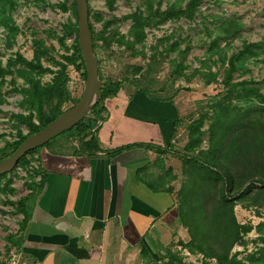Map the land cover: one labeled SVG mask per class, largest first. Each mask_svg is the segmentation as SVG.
I'll return each mask as SVG.
<instances>
[{
    "label": "trees",
    "instance_id": "trees-1",
    "mask_svg": "<svg viewBox=\"0 0 264 264\" xmlns=\"http://www.w3.org/2000/svg\"><path fill=\"white\" fill-rule=\"evenodd\" d=\"M15 1L0 0V26L4 29L7 45L14 40L17 30L11 25L10 11L7 13L5 8L7 5L12 6ZM65 1H70L69 9L73 21L67 19L60 29L61 37L58 38V43L64 51L61 55L63 61H56L40 40H34L30 60L15 53L13 58H8L5 66L0 62V90L5 84V78L11 77L12 92L21 95L19 107L24 112V114L14 115L17 123L14 126L15 135L0 148V161L10 156L28 136L38 132L50 121L71 108L79 98L73 97L68 89V69L72 68L84 81L85 68L76 39L75 3L74 0H64L63 3L58 4L63 11L67 10ZM144 1L133 12L122 17V21L130 22L125 35H120L116 28L108 30L109 23L103 25L100 31L95 32L89 22L95 57L99 50H108L114 41L119 47L123 46L124 51H128L130 57L145 58L142 47L146 38V28L157 27L164 22L179 19L192 20L204 2V0H187L182 4L181 0H177L167 5L164 10H160V2L153 5L149 0ZM113 2L114 0H107L109 6ZM99 19L101 18L98 17L96 21ZM235 25L236 27L231 29ZM237 26V23L229 21L219 26V31L223 32L225 37H229L237 32ZM217 38L211 41L209 51L215 46ZM65 39L70 40L69 45L66 44ZM177 46V43H173L158 55L153 50L147 58V68L142 73L137 71L140 76L133 78V81L132 79L127 81L125 77L121 80L107 78L102 82L98 71L101 81V98L90 112L96 120L84 119L66 131L69 134L64 139H74L77 144L65 146L63 142H55V152L68 151L63 150V147H69L70 152L75 156L90 157L101 152L97 138L99 126L96 127V124L97 121H105L106 116L103 112H105L104 102L106 100L126 96L123 93L126 91L124 82H129L135 92L147 98L151 103L172 105L173 99L180 92V87H174V82L188 78L184 74L188 66L183 64L184 60L181 58L179 62L171 60L169 65L171 64L172 67L168 77L160 83L156 80L155 72L151 73V71L172 52L177 51L182 57L187 55L189 48L186 47L181 52ZM252 47L256 45H245L243 49L230 56L222 73L220 81L222 86H219V92L208 102L206 108L199 109L196 117L188 119L189 122L184 126L187 133L186 141L179 151H176L177 148L173 144L177 130L183 124V118L173 104L176 120L173 122V133L168 143L164 142L162 147H155L152 144H131L106 152L107 156L111 157L133 148H152L158 149L157 154L176 157L181 164L180 183L176 188L171 185L177 178L170 165L162 168L159 176L141 180L148 189L164 191L169 196H173L176 222L187 235L186 240L171 241L162 248L163 254L150 260L149 264H184L180 254L173 250L175 246H181L193 254H201L203 259L212 258L215 264H264V237L261 238L262 247L249 256L247 261L230 254L233 246L252 229L250 224L237 222L234 215L237 202L248 201L250 205H254L260 199L259 203L262 201L264 205V94L256 93L257 89L249 88L245 81L234 82L232 77L233 73L242 68L249 58L257 55L251 50ZM45 56H48L57 66L56 70L43 66L42 59ZM220 62L223 66L225 57L221 56ZM97 63L99 66L98 59ZM202 67L209 68L204 64ZM47 73L51 74V78L42 82V76ZM198 73L203 77V85L217 81L215 79L217 73ZM17 79L22 81L19 87L16 86ZM131 96L133 93L128 95V98L130 99ZM1 103H3V98L0 94ZM66 105L68 107L64 109ZM19 126H23L26 133H23ZM56 138L27 152L20 158L13 170L21 167L31 178L30 173L33 169L29 170L28 165L30 161H33V156L42 149L52 153L49 148ZM143 170L144 168L137 174L140 175ZM5 175H1L0 179ZM38 175V182L29 186L32 189L31 192L17 204V211L23 214V227L30 218L35 197L43 186L44 174L41 168H39ZM0 192L3 193V188H0ZM258 227L264 233V224H259ZM6 239L16 249L21 245L20 236L14 238L8 235ZM144 251L142 248V254Z\"/></svg>",
    "mask_w": 264,
    "mask_h": 264
},
{
    "label": "rangeland",
    "instance_id": "rangeland-1",
    "mask_svg": "<svg viewBox=\"0 0 264 264\" xmlns=\"http://www.w3.org/2000/svg\"><path fill=\"white\" fill-rule=\"evenodd\" d=\"M174 1L177 0H149L153 5L160 2V10H164ZM186 1L181 0V3ZM63 2L64 0H16L12 6H6V12L10 11V22L16 28L17 35L10 45H7L4 29L0 26V62L3 66L6 65L8 58L14 57L15 53L30 60L34 40H40L43 46L49 50L50 56L54 57L56 61H63L61 55L64 54V51L58 43V38L61 37L60 29L67 19L73 21L69 9L70 1H65L66 11L58 7V4ZM144 2V0H114L109 6L107 0H87L89 22L95 32L100 31L103 25L109 23L108 30L116 28L120 35H125L130 22L122 21V17L133 12ZM198 9L199 12L192 20L179 19L164 22L157 27L146 28V38L142 47L145 58L130 57L129 52L124 51V47H119L114 41L108 50L101 49L96 54L102 82L107 78L121 80L125 77L127 81L129 79L133 81V78L140 76L138 72L142 73L147 68V58L153 50L158 55L173 43L178 44V50L181 52L184 48H189L187 55L185 54L183 57L178 55L177 51L170 53L159 66H155L151 71V73L155 72L156 80L160 83L168 77L172 67L171 64L169 65L171 60L179 62L181 58L184 60L183 64L188 66L184 71L188 78L174 82V87H180L181 103L178 102L177 107L182 112L181 117L183 118V124L177 132L173 144L177 148L176 151H179L186 141L187 133L184 126L189 122L188 119H194L199 109L206 108L208 102L219 92V86H222L220 83L222 73L228 64V59L233 53L243 49L245 45L255 44L256 47H252L251 50L257 55L249 58L242 68L233 73V81H245L249 88L257 89L256 93L264 94V0H204ZM98 17L101 19L96 21ZM229 21L237 23L238 30L229 37H225L219 28L223 23ZM234 27L236 25L231 29ZM214 38H217L216 44L209 51ZM65 41L67 45L70 44L69 39H65ZM221 56L225 57L223 66L220 62ZM42 64L51 70L57 69L48 56L43 57ZM203 64L209 68L202 67ZM198 72L217 73L215 77L217 81L203 85V77ZM68 76L69 91L73 97H80L84 81L70 67ZM50 78L51 74L47 73L42 76L41 80L46 82ZM10 79L9 76L5 78V84L0 90L3 98V103L0 104V148L15 135L14 126L17 123L14 115L24 114L23 109L19 107L21 95L12 92L13 84ZM21 82L20 79H17L16 86L19 87ZM123 85L126 89L123 93L126 95L135 92L129 82H124ZM137 93L135 92V94ZM67 107L68 105L64 109ZM103 114H106V109ZM19 127L23 133H26L23 126ZM67 134L69 133L57 136L49 149L56 151L54 150L55 142H63L65 146H75L76 140L64 139ZM62 149L70 151L69 147ZM39 153L33 156V161H30L28 165L29 170L33 169L30 173L31 178L28 177V173L24 169L17 167L0 179V188H3V193L0 192V264H14L13 262H15L16 247L12 246V243L6 238L8 235L17 238L24 228L23 214L17 211V204L31 192L32 189L29 186L39 180L40 160L39 158L37 160ZM170 158L173 160L167 159L166 164L171 166L173 174L176 175L177 180L174 182V188H176L180 183L181 164L176 157L170 155ZM259 200L254 205H250L248 201L237 202L234 208L237 222L250 224L252 227L250 232L246 233L230 251V254L235 255L238 259L247 261L249 256L262 247L261 238L264 237V233L258 226L264 224V205L262 201L259 203ZM181 236V240L187 239V235L182 229ZM173 250L180 254L184 264H215L214 259H203L201 254H193L181 246H175Z\"/></svg>",
    "mask_w": 264,
    "mask_h": 264
},
{
    "label": "crops",
    "instance_id": "crops-1",
    "mask_svg": "<svg viewBox=\"0 0 264 264\" xmlns=\"http://www.w3.org/2000/svg\"><path fill=\"white\" fill-rule=\"evenodd\" d=\"M180 93L173 104L182 115ZM173 104H154L139 93L108 99L97 132L100 153L86 157L42 149L43 186L13 263L149 264L171 241L182 239L173 196L141 181L159 176L173 158L140 147L106 154L131 144L168 143L176 120Z\"/></svg>",
    "mask_w": 264,
    "mask_h": 264
},
{
    "label": "water",
    "instance_id": "water-1",
    "mask_svg": "<svg viewBox=\"0 0 264 264\" xmlns=\"http://www.w3.org/2000/svg\"><path fill=\"white\" fill-rule=\"evenodd\" d=\"M76 11V39L85 68L84 86L77 102L57 118L46 124L41 130L28 136L17 149L0 161V176L9 173L27 152L36 149L62 133L70 130L84 119L96 120L90 115L92 108L101 98V81L98 75V63L93 52L92 36L89 28L87 0H74ZM101 124L97 121L96 127Z\"/></svg>",
    "mask_w": 264,
    "mask_h": 264
},
{
    "label": "bare ground",
    "instance_id": "bare-ground-1",
    "mask_svg": "<svg viewBox=\"0 0 264 264\" xmlns=\"http://www.w3.org/2000/svg\"><path fill=\"white\" fill-rule=\"evenodd\" d=\"M95 118V117H94ZM94 121V120H93ZM80 138V137H79Z\"/></svg>",
    "mask_w": 264,
    "mask_h": 264
}]
</instances>
